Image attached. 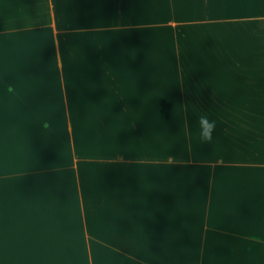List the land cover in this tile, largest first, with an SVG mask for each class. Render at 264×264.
Wrapping results in <instances>:
<instances>
[{"label": "crops", "instance_id": "crops-1", "mask_svg": "<svg viewBox=\"0 0 264 264\" xmlns=\"http://www.w3.org/2000/svg\"><path fill=\"white\" fill-rule=\"evenodd\" d=\"M0 264H264V0H0Z\"/></svg>", "mask_w": 264, "mask_h": 264}, {"label": "clouds", "instance_id": "clouds-1", "mask_svg": "<svg viewBox=\"0 0 264 264\" xmlns=\"http://www.w3.org/2000/svg\"><path fill=\"white\" fill-rule=\"evenodd\" d=\"M199 139L202 143H209L213 139V133L217 127L216 121L209 119L207 115H200L198 119Z\"/></svg>", "mask_w": 264, "mask_h": 264}]
</instances>
